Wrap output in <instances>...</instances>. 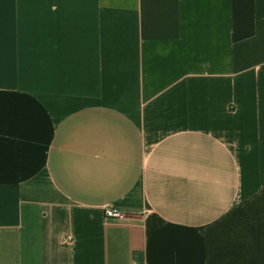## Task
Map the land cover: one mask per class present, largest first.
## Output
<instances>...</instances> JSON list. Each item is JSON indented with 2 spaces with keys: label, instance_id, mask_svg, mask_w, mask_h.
<instances>
[{
  "label": "crops",
  "instance_id": "obj_1",
  "mask_svg": "<svg viewBox=\"0 0 264 264\" xmlns=\"http://www.w3.org/2000/svg\"><path fill=\"white\" fill-rule=\"evenodd\" d=\"M0 264H264V0H0Z\"/></svg>",
  "mask_w": 264,
  "mask_h": 264
},
{
  "label": "built area",
  "instance_id": "obj_2",
  "mask_svg": "<svg viewBox=\"0 0 264 264\" xmlns=\"http://www.w3.org/2000/svg\"><path fill=\"white\" fill-rule=\"evenodd\" d=\"M105 216L108 219L125 220L127 214L118 208L109 207L105 210Z\"/></svg>",
  "mask_w": 264,
  "mask_h": 264
}]
</instances>
